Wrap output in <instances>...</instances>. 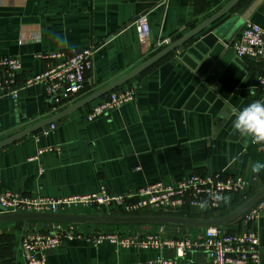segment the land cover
<instances>
[{
  "label": "crops",
  "instance_id": "crops-1",
  "mask_svg": "<svg viewBox=\"0 0 264 264\" xmlns=\"http://www.w3.org/2000/svg\"><path fill=\"white\" fill-rule=\"evenodd\" d=\"M230 0H0V56L18 57L19 79L45 71L54 62L38 55L94 47L85 96L135 68L213 15ZM242 11V15L237 12ZM148 39L138 40L136 23L116 31L144 14ZM264 32V0H242L229 14L166 56L128 85L134 99L93 121L86 120L101 97L66 118L55 128L30 135L0 150V192L25 196L67 197L95 193L105 187L123 195L153 183L169 184L192 174L241 178L238 194H226L221 209L191 207L165 215L193 219L224 216L264 186V144L235 132L232 109L264 100V55L238 58L230 45L245 22ZM112 36V37H111ZM57 37H66L62 46ZM111 37V38H108ZM108 38V40H107ZM165 41H168L165 44ZM264 44V36H263ZM115 91V90H114ZM84 96V97H85ZM50 103L41 86L18 91L15 101L0 99V141L49 117ZM237 157L235 163H230ZM1 213V212H0ZM69 215H123L117 209L73 207ZM47 222L0 224V263L22 264V230H43ZM67 236L46 252L48 264H142L174 257L172 250L122 249L107 242L93 245L85 238L97 231L149 233L162 228L167 236H200L203 229L167 225L70 224ZM260 264H264V210L255 224ZM239 222L224 227L235 232ZM24 234V233H23ZM207 264L204 253L189 262Z\"/></svg>",
  "mask_w": 264,
  "mask_h": 264
},
{
  "label": "built area",
  "instance_id": "built-area-1",
  "mask_svg": "<svg viewBox=\"0 0 264 264\" xmlns=\"http://www.w3.org/2000/svg\"><path fill=\"white\" fill-rule=\"evenodd\" d=\"M138 40L144 43L148 39L149 26L144 16L136 22ZM264 32L247 21L242 27L238 40L230 45L238 58H259L264 55ZM168 41H165L167 44ZM94 47L70 52H53L38 55L41 59L57 61L40 73L26 79H19L21 61L15 56H0V99L15 101L18 91L29 86H41L46 100L50 103L51 114H56L85 96V81L92 69ZM264 84V81H262ZM136 93L134 84L106 94L102 100L91 106L86 120L91 122L109 111L131 102ZM54 124L48 126L51 131ZM44 130V129H43ZM42 130V131H43ZM245 186L241 178L201 176L192 174L186 179L163 184H149L123 195L110 193L100 187L95 193L67 197L25 196L12 192H0V206L5 213L63 214L73 207L87 209L101 207L117 209L123 215H134L140 211L152 214L173 213L191 207L207 208L219 211L226 194H238ZM219 196V199L215 197ZM264 210V198L257 202L239 220L235 232H225L224 228L203 229L196 238L167 236L164 231L139 233L127 229L125 232L97 231L85 238L93 245L107 242L115 247L141 248L153 250H172L174 257L158 258L142 264H178L189 262L194 252L205 254L207 264H260L259 239L255 227L261 211ZM75 235L70 225L46 223L43 230L28 227L24 230L19 244L22 264H48L46 252L55 249L67 236ZM3 264V263H0Z\"/></svg>",
  "mask_w": 264,
  "mask_h": 264
},
{
  "label": "water",
  "instance_id": "water-1",
  "mask_svg": "<svg viewBox=\"0 0 264 264\" xmlns=\"http://www.w3.org/2000/svg\"><path fill=\"white\" fill-rule=\"evenodd\" d=\"M242 0H230L223 7L217 10L213 15L193 27L191 30L180 36L179 38L172 41L170 44L161 48L155 54L150 56L144 62L131 69L129 72L115 79L114 81L108 83L104 87L98 89L97 91L81 98L68 108L50 115L45 119H42L33 125L9 136L8 138L0 141V150L30 136L37 132L42 131L51 124L60 121L63 118L89 106L95 100L105 96L106 94L122 87L123 85L131 82L134 78L140 75L142 72L176 51L179 47H182L195 36L200 34L202 31L222 19L224 16L229 14ZM242 11L237 12L238 15H242ZM135 17L131 22L126 25L121 26L116 33H119L127 26L135 23L141 16ZM112 37V36H111ZM108 37V38H111ZM107 38V40H108ZM264 198V186L249 197L244 203L239 205L230 213L221 216L219 218H208V219H193V218H183L176 216H165V215H67V214H40V213H5V210L0 206V224L9 223H21L26 225L27 223H37V222H47V223H70V224H98V225H137V224H152V225H167V226H177L186 228H199V229H209V228H224L237 220H239L248 210H250L257 202ZM24 229L22 230V235L20 241L23 237Z\"/></svg>",
  "mask_w": 264,
  "mask_h": 264
},
{
  "label": "clouds",
  "instance_id": "clouds-1",
  "mask_svg": "<svg viewBox=\"0 0 264 264\" xmlns=\"http://www.w3.org/2000/svg\"><path fill=\"white\" fill-rule=\"evenodd\" d=\"M62 46L67 45L66 37H57ZM234 120L232 127L242 137L251 138L253 143L264 144V100H255L242 109H232ZM234 157L230 163H235ZM253 173H259L264 169V163L259 161L250 165ZM219 199V196L215 197Z\"/></svg>",
  "mask_w": 264,
  "mask_h": 264
},
{
  "label": "trees",
  "instance_id": "trees-1",
  "mask_svg": "<svg viewBox=\"0 0 264 264\" xmlns=\"http://www.w3.org/2000/svg\"><path fill=\"white\" fill-rule=\"evenodd\" d=\"M176 38H179V36H178V37H176ZM159 50H160V49H159ZM159 50H158V51H159ZM156 52H157V51H156ZM156 52H155V53H156ZM155 53H154V54H155ZM152 55H153V54H152ZM152 55H151V56H152ZM169 55H170V54H169ZM87 107H88V106H87ZM239 220H240V219H239ZM239 220H237L236 222L238 223V222H239ZM3 264H5V263H3Z\"/></svg>",
  "mask_w": 264,
  "mask_h": 264
}]
</instances>
